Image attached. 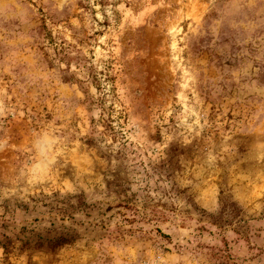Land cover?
Returning <instances> with one entry per match:
<instances>
[{"label":"rangeland","instance_id":"rangeland-1","mask_svg":"<svg viewBox=\"0 0 264 264\" xmlns=\"http://www.w3.org/2000/svg\"><path fill=\"white\" fill-rule=\"evenodd\" d=\"M0 264H264V0H0Z\"/></svg>","mask_w":264,"mask_h":264}]
</instances>
